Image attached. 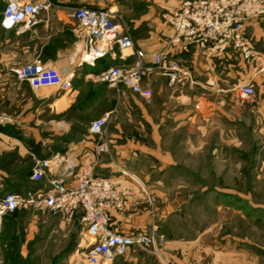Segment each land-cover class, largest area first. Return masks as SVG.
Returning a JSON list of instances; mask_svg holds the SVG:
<instances>
[{
	"label": "rangeland",
	"instance_id": "374dc122",
	"mask_svg": "<svg viewBox=\"0 0 264 264\" xmlns=\"http://www.w3.org/2000/svg\"><path fill=\"white\" fill-rule=\"evenodd\" d=\"M181 1L149 0L143 2L146 4L142 10L164 23L162 14L175 11ZM2 8L3 0H0V13ZM263 20L250 21L246 27L258 59L252 64L241 61L233 63L234 66L231 64L243 71V78L225 85L232 91L208 93L198 104L200 111L211 106L216 110L199 114L195 120L199 123L197 129L188 124L177 131L164 133L165 147L176 168L167 167L161 178L143 182L141 198L130 190L134 196L127 200L138 199L149 218L143 230L131 232L151 240L150 245L135 246L125 255L101 264H264V76L251 75V68L264 61ZM118 22L128 33L135 28L134 24L124 22L121 16ZM25 33L21 29L16 37ZM11 39L9 32L0 29V88L16 81L11 69L4 67L2 61L6 44ZM50 44L53 61L62 66L64 60L56 55L66 45L58 38H53ZM258 79L263 81L258 83ZM246 83L254 87L255 94L243 101L237 97V88ZM193 89L189 91L193 92ZM114 96L112 91L102 95V107L106 106L103 99L107 102L110 99L107 105L111 106ZM84 98L78 95L71 99L65 110L51 116L44 114L43 120L50 118V122L24 126L27 128L24 132L14 131L9 124L2 127V133L13 138L9 140L11 148L0 153V167L7 172L2 177L7 181L14 179L13 190L23 197L28 192L34 193L35 202L3 220L0 226V264H90L86 253L92 240L87 238L79 215L66 220L48 214L36 197L39 190L50 187L49 180L43 179L37 184L29 181L36 160H49V165L55 163L59 154L64 155V145L68 141L85 135L90 120L84 119ZM50 105H46V109ZM0 114L9 117L2 110ZM133 114L134 125L142 127L143 120ZM55 120H71L70 135L62 133L67 127ZM155 124L158 129V119ZM157 129L154 134L159 140L161 134ZM139 142L143 144L145 141ZM174 143L176 147H173ZM144 158L138 159L141 173H146L150 164L160 168L155 159L146 164ZM65 174L68 171L61 170V175Z\"/></svg>",
	"mask_w": 264,
	"mask_h": 264
},
{
	"label": "crops",
	"instance_id": "0c3cea01",
	"mask_svg": "<svg viewBox=\"0 0 264 264\" xmlns=\"http://www.w3.org/2000/svg\"><path fill=\"white\" fill-rule=\"evenodd\" d=\"M51 1L56 4V7L48 13H42L39 23L34 28L25 29L21 26L13 31H7L11 34L12 39L6 44L7 49L3 53L2 60L3 66L12 69L34 61L38 56L47 67H56L62 74L71 75L72 87L69 92L60 94L61 92L55 89L39 88L34 90L26 82L20 83L16 80L15 84L0 88V110L7 112L11 117L13 123L9 124V128L14 131L23 130V132L27 130V128L24 129V126L50 122V118L43 120L42 116L44 114L51 116L55 112L65 110L69 107L71 99H75L78 95L85 97L84 119L91 122L104 113H111V121L106 129L105 138L102 140L107 144L108 152L96 154L97 140L87 129L85 135H80L75 141L70 140L64 145V155L59 154L55 163L49 165L50 174L45 180L58 178L71 184L82 170L91 168L96 176L111 179L119 188L134 190L136 196L141 198L140 189H142L143 182L157 180L159 176L161 178L167 167L176 168L172 155L165 147L166 135L164 133L171 130L177 131L182 125L188 124L191 128H198L199 123L195 120H198L199 114L203 115L205 112L216 110L215 106H211L206 107V111H200L198 105L200 100L206 99L205 96L208 93L214 94V91L218 93L232 91L227 87L228 84L230 85L234 79L243 78V71L240 72L232 67L233 63L240 62V60L231 56L223 60L205 58L194 48H191L186 54L170 53L166 56L164 65L178 62L182 73L177 74V81L173 84H170L168 78L158 72L148 76L143 84L153 90V97L150 103L145 104L138 95L132 92L107 86L99 76L105 68L111 65L127 66L133 63L135 61L134 50L142 51L145 57L144 62L149 63L153 59V54L161 51L168 43L167 40L172 35V29L161 21L151 18L153 14L150 16L148 12L142 10L146 4L143 2L149 0ZM82 6L107 10L121 16L124 22L134 24V32L130 33L134 48L117 50L114 56L99 59L94 66L84 63L82 56L88 46L86 32L77 26L73 13H71L73 7ZM251 24L253 25V23ZM21 29H24L26 33L21 37H16ZM53 38L60 39V42L66 45L59 49L56 55L64 60L62 66H58L59 63L53 61L50 51V42ZM66 38L69 40V45H67ZM47 53L51 55L50 58L45 56ZM216 64H219V67ZM221 64L223 66L220 67ZM251 75L252 77L264 76L253 74V70ZM97 79L100 81L98 82ZM263 79H258V83ZM214 86L217 88H213ZM197 87L201 90L197 91ZM189 89H193V92H190ZM110 91L115 94L110 101L113 100V103L111 106L107 105L110 99L108 102L103 99L106 106L102 107V95L104 96ZM3 103L4 105L1 107ZM49 104L51 105L46 109V105ZM133 113L138 114V119L143 120L142 127L134 125ZM156 119L160 123L158 129L155 124ZM55 122L63 123L67 128L62 130V133L70 135L71 120H55ZM156 129L157 133L161 134L159 140L154 134ZM3 130L4 128H0V153H5L11 148L8 146L11 142L9 140L13 139L4 135ZM141 140L145 142L140 144ZM173 147H176V143ZM141 157H145L146 164L148 160L155 159L160 168L150 164L148 171L141 173V161L138 160ZM157 169L160 172H156ZM61 170L68 171V174L61 175ZM5 174L7 172L0 167V192H15L13 190L14 179L7 181L2 177ZM110 213L111 228L115 232L143 230V227L149 223L146 208L144 205L142 208L138 199L135 201L126 200L120 211H110Z\"/></svg>",
	"mask_w": 264,
	"mask_h": 264
},
{
	"label": "built area",
	"instance_id": "2783aa9c",
	"mask_svg": "<svg viewBox=\"0 0 264 264\" xmlns=\"http://www.w3.org/2000/svg\"><path fill=\"white\" fill-rule=\"evenodd\" d=\"M56 4L49 0H3L0 29L13 31L23 26L34 28L42 13H48ZM73 18L78 27L86 32L88 46L83 62L94 66L99 59L114 56L118 51L134 48L130 33L117 21L120 16L102 9L73 7ZM164 23L172 29V35L161 51L153 54L151 62H144L142 51L134 50L135 61L130 65H111L100 73L103 83L112 88H122L138 95L143 102L150 103L151 88L143 83L156 72L167 77L173 84L177 74L182 73L178 62L164 65L170 53H188L196 49L201 56L223 60L228 56L237 57L241 63L252 64L258 54L252 46L246 27L250 21L264 19V0H182L175 11L162 14ZM253 74L264 75V61L256 64ZM15 79L26 82L32 89L54 88L69 92L72 87L71 75L62 74L56 67H47L37 56L34 61L11 69ZM255 94L250 83L240 84L237 97L247 100ZM111 113H104L89 123L88 131L96 138V154L108 152L102 141L110 123ZM11 124L9 117L0 114V128ZM49 160H36L29 180L33 184L45 179ZM50 187L39 190L37 201L48 214L62 216L66 220L79 215L87 238L92 242L86 253L90 264H101L125 255L135 246H149L150 241L137 232H115L111 228L110 211H118L134 194L125 188H117L115 182L106 177L96 176L91 168L80 172L75 181L67 184L55 178L48 181ZM34 193L23 197L16 192H0V226L3 220L21 207L33 204Z\"/></svg>",
	"mask_w": 264,
	"mask_h": 264
},
{
	"label": "trees",
	"instance_id": "16d2710c",
	"mask_svg": "<svg viewBox=\"0 0 264 264\" xmlns=\"http://www.w3.org/2000/svg\"><path fill=\"white\" fill-rule=\"evenodd\" d=\"M45 56H46L47 58H50V57H51V55H50L49 53H47ZM17 211H18V210H17ZM17 211L13 212V213H12V214H10V215H13V214H15ZM7 217H10V216H7ZM7 217H6V218H7ZM6 218H5V219H6Z\"/></svg>",
	"mask_w": 264,
	"mask_h": 264
},
{
	"label": "bare ground",
	"instance_id": "6f19581e",
	"mask_svg": "<svg viewBox=\"0 0 264 264\" xmlns=\"http://www.w3.org/2000/svg\"><path fill=\"white\" fill-rule=\"evenodd\" d=\"M85 56H86V52H84V54H83V56H82V59L85 58Z\"/></svg>",
	"mask_w": 264,
	"mask_h": 264
}]
</instances>
